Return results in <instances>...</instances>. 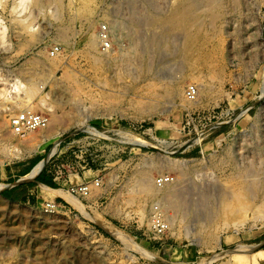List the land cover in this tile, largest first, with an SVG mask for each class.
I'll return each mask as SVG.
<instances>
[{"label":"rangeland","instance_id":"rangeland-1","mask_svg":"<svg viewBox=\"0 0 264 264\" xmlns=\"http://www.w3.org/2000/svg\"><path fill=\"white\" fill-rule=\"evenodd\" d=\"M33 1L0 0V264H264V203L215 221L212 232H199L201 216L192 213L194 234L185 220L168 224L174 212L161 207L155 191L164 187L159 179L172 183L178 172L148 168L155 191L149 197L134 185L146 162L185 159L198 170L186 176V187L205 186V172L223 179L236 155L264 150V0H245L239 21L228 13L218 20L214 73L158 52L150 74L183 75L170 87L123 62L114 69L88 56L87 34L103 35L104 14L118 0H93L88 21L76 14L79 0H38L40 7ZM128 14L119 17L123 27ZM138 29L142 45L146 33ZM106 37V51L124 57L128 36ZM102 39L97 53L106 52ZM190 85L199 89L194 98L186 96ZM29 108L48 119L33 132L40 145L33 142L32 153L10 123ZM41 174L55 185L40 182Z\"/></svg>","mask_w":264,"mask_h":264},{"label":"bare ground","instance_id":"bare-ground-1","mask_svg":"<svg viewBox=\"0 0 264 264\" xmlns=\"http://www.w3.org/2000/svg\"><path fill=\"white\" fill-rule=\"evenodd\" d=\"M79 1L80 3L79 5L77 4L78 7L75 10L76 14L82 20L88 21L90 17L92 16V14L94 13L93 0H79ZM173 1L174 0H118L116 1L115 3L116 5L115 7H113L112 13L104 14V17L108 21V29L106 28L105 33H106V36L110 35L112 40H114V42L118 41L117 39L121 37L128 36V39L130 40V44H131L130 47L128 49H122L120 46L121 48L120 50H123L124 52V57L113 56V48L106 51V49L109 47V44H108V47H106L103 50L106 52L97 53L96 45L98 42H100L103 36H101L100 34L97 35L91 32V33H88L86 37V49H87L86 52L88 56L95 63L96 62H101V63L109 62L112 65L111 67L114 69H118L120 67V62H123L126 67H130V69L132 70H135V69H138L140 71L143 70L144 74H149L151 78L153 79L155 78V80L158 82L162 81L163 82L162 85L164 86L166 85L169 87L172 86L174 82H176V79L178 78L180 79L183 75H181L182 74L181 72H179V75L173 74L169 72V70H168V73H158L157 72V73L150 74L152 69L155 67V66L153 67L152 63L153 61H156L158 56L156 57L155 55L158 54V52L163 53L164 51H167V50L171 51L173 57L174 56L181 57L180 59H182L184 62L188 64L190 62L191 63L192 62H196V63L202 62L204 63L205 66H207L210 72L214 73L215 71H217L218 65L216 63L217 58L216 60L214 58L215 51H212L211 49L217 48L218 45H220V42H221L220 35L222 33V29L221 27H219L220 25H217L218 20L222 18L223 15L228 13V14H233L235 17H238V21H239L240 15H243L247 11V8H246L248 6L247 2L245 0H176L174 1L176 2L175 8H172V6L174 7ZM41 2L43 3V0ZM33 3L32 4L35 5V7H40L38 0H34ZM126 9L129 12L126 18L127 27H123L119 17L121 16V13L124 12V10ZM241 9H243V11ZM251 15L252 14H250V16ZM135 18L140 19V24L139 23L137 24ZM245 25H247V22ZM138 26H141L143 29H145L144 33H146L144 36L146 40H144L145 42L143 41L144 44L142 45H140L139 44L140 42L138 43L137 41L138 37L136 35H138L137 33H139ZM67 28L69 30V27ZM124 28L125 29L127 28L126 31L124 30ZM63 32L64 31L62 30L61 32L62 40L66 42L67 41L66 39L68 38L67 36L68 32L67 30H65L64 33ZM159 37H160V40L157 41ZM174 38H177L178 41H176L177 39H174ZM214 40H216L217 43L214 45L215 47L214 46L212 47L211 46L212 44L210 45V43ZM102 41L104 40L102 39ZM145 53H148L150 55L149 59H146L147 56L146 58L143 57ZM241 63L243 64V61ZM263 65H262V70H261L262 80H260L261 87H262V93H264V66ZM177 67L180 69V65H178ZM198 90L199 89H197V92H195V96L198 94ZM27 110L30 111L31 109L30 108L24 109L23 111H27ZM16 115H18V113L14 114V116H12L10 119L11 126H12V120L15 118ZM12 130L13 132L11 131V134L13 135L16 134L20 138H22L20 142L22 143V145L25 146L26 152L32 153L35 151V148H29L33 142H35L36 145H40V142L38 141L39 139L36 141V138L33 136L34 131H25V132L23 131L21 133H16L14 129ZM11 143L12 141H10V144ZM248 146L247 148H249ZM238 148L240 147L238 146ZM255 154L253 156H248L249 155V152H248V154H244L242 156L236 155V157L233 159L234 161L232 164L233 171L229 175H226L223 179H219L217 178V176L213 174L214 172L211 173V171H207L205 172L206 173L205 175L209 176L208 177L209 180L207 181L208 183L207 184L205 183V186L202 184L203 185L202 186L200 184L201 182L199 183L198 181L197 183H199V185L201 186L198 185V186L190 187V188L186 187L189 185V184L186 185V176H188L189 173L192 174V173L197 172L198 170H196L195 166L192 165V163H190L189 161L185 159L183 160L165 159V160H157V161H151V162L145 161L146 162V163L144 162L145 169L144 171H142V175H140V177L137 180H135L136 183L134 182L135 183L134 185L135 187L139 189L140 193L139 192L138 193L141 196L149 197L155 191L161 193L162 199H161V202H159L162 204V205L160 204L161 207H164V209L171 208L174 212L173 215L171 216L168 215V217L165 218L169 222L168 224H172L173 221L178 218L181 219L182 221L185 220V227H184L185 231L188 233L191 230V231H194V234H196L197 231L194 230V228H191L188 224L190 221V218H187V216H190V214L192 215L193 213L192 216H194V218L195 216H201V221L198 222L199 232H201L202 230L212 232L214 228L213 223H215V221L223 217L232 215V214L245 212L248 209H251V207H253L254 205H259V204L264 203V150L263 148L257 149V152ZM16 156L17 155L15 154L14 157ZM246 157H247V160H245ZM152 166H157L159 168L169 167L175 170L176 172H178L177 178H175L176 180L172 181V183L164 182L163 183L164 187H161V189L158 188L157 186L158 184L156 183L157 184L156 186L158 189L155 188V191H154V187H152V185L150 184L151 180L150 178H148L147 171H146L148 170V168ZM204 171L205 169L203 170V172ZM198 176L197 178L200 180V177ZM210 178L212 179V181L210 180ZM192 180L193 178H191V181L190 180L188 181L192 182ZM44 186H45V189L50 188L43 184V187ZM50 189L56 195L63 196L69 199L70 201H72L74 204H76V200L72 198L70 195H68L67 193L53 189V188H50ZM130 189H133V188H130ZM158 201L160 200L158 199ZM156 206H158V204ZM193 219L191 218V220ZM190 224H194V223L190 222Z\"/></svg>","mask_w":264,"mask_h":264},{"label":"built area","instance_id":"built-area-1","mask_svg":"<svg viewBox=\"0 0 264 264\" xmlns=\"http://www.w3.org/2000/svg\"><path fill=\"white\" fill-rule=\"evenodd\" d=\"M105 27L101 31L103 33V39H104V46L105 48L108 47V38L106 37L105 33ZM195 86L190 85L187 87L186 90V96L190 98H194L195 95ZM48 123V119L40 114L37 113H31L27 111H23L20 114L16 115L15 118L12 120V128L15 130L16 133H21L25 131H35L44 128ZM158 182L164 183L163 179H159ZM84 189L82 188L81 191ZM154 216H159L158 214L154 213ZM160 227L162 224L159 225Z\"/></svg>","mask_w":264,"mask_h":264},{"label":"trees","instance_id":"trees-1","mask_svg":"<svg viewBox=\"0 0 264 264\" xmlns=\"http://www.w3.org/2000/svg\"><path fill=\"white\" fill-rule=\"evenodd\" d=\"M37 179L40 182H43L45 184H48V185H51V186H54L55 185V183L53 182V180L50 177L45 176L43 174L39 175ZM4 194L8 195V192H4Z\"/></svg>","mask_w":264,"mask_h":264},{"label":"water","instance_id":"water-1","mask_svg":"<svg viewBox=\"0 0 264 264\" xmlns=\"http://www.w3.org/2000/svg\"><path fill=\"white\" fill-rule=\"evenodd\" d=\"M40 171H41V170H40ZM40 171H39L36 175H34L33 178H35V177L40 173ZM33 178H32V179H33Z\"/></svg>","mask_w":264,"mask_h":264}]
</instances>
